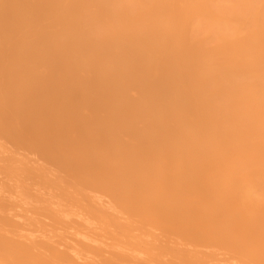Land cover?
<instances>
[{
    "label": "bare ground",
    "instance_id": "bare-ground-1",
    "mask_svg": "<svg viewBox=\"0 0 264 264\" xmlns=\"http://www.w3.org/2000/svg\"><path fill=\"white\" fill-rule=\"evenodd\" d=\"M0 264H264V0H0Z\"/></svg>",
    "mask_w": 264,
    "mask_h": 264
}]
</instances>
